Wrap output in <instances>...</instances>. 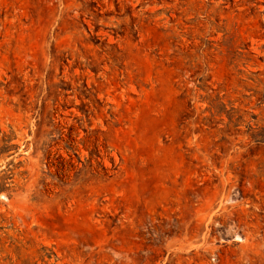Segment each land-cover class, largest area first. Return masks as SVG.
<instances>
[{
    "label": "rangeland",
    "instance_id": "1",
    "mask_svg": "<svg viewBox=\"0 0 264 264\" xmlns=\"http://www.w3.org/2000/svg\"><path fill=\"white\" fill-rule=\"evenodd\" d=\"M55 263L264 264V0H0V264Z\"/></svg>",
    "mask_w": 264,
    "mask_h": 264
},
{
    "label": "trees",
    "instance_id": "2",
    "mask_svg": "<svg viewBox=\"0 0 264 264\" xmlns=\"http://www.w3.org/2000/svg\"><path fill=\"white\" fill-rule=\"evenodd\" d=\"M203 89H204L206 92H208V88H207V86H204ZM208 100H211V106H212V109L214 108V109L217 110V112L221 113L220 111H218V110H219V109H218V106H219L220 97L217 96L215 99H211V98H209V96H208ZM46 256H47V255H46ZM54 256H56L54 253H50V255H49L48 257H49L50 259H52ZM56 261H57V260H56ZM55 264H56V263H55Z\"/></svg>",
    "mask_w": 264,
    "mask_h": 264
}]
</instances>
